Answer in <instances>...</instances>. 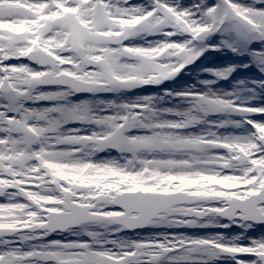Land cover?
Instances as JSON below:
<instances>
[{"label": "snow or ice", "instance_id": "obj_1", "mask_svg": "<svg viewBox=\"0 0 264 264\" xmlns=\"http://www.w3.org/2000/svg\"><path fill=\"white\" fill-rule=\"evenodd\" d=\"M260 3L0 0V264H264V234H248L264 224V106L210 88L99 98L158 86L208 48L260 43L264 71Z\"/></svg>", "mask_w": 264, "mask_h": 264}, {"label": "rangeland", "instance_id": "obj_2", "mask_svg": "<svg viewBox=\"0 0 264 264\" xmlns=\"http://www.w3.org/2000/svg\"><path fill=\"white\" fill-rule=\"evenodd\" d=\"M173 4L178 2L179 7L183 9L192 8L193 5L200 2V0H169ZM208 4H214L216 0H206ZM244 3H251V0H243ZM129 3L134 5H149V0H129ZM256 8H264V3L256 4ZM151 38V40L160 39L157 36H147L146 38ZM139 39V38H137ZM219 40V36L213 35L208 38L205 42L206 44H213ZM136 39L133 41L135 42ZM262 47L260 43L253 42L246 45L243 49L232 52L228 50L213 51L211 48L203 51L201 55L192 63L188 64L180 73H178L174 78L165 80L158 86H155V90L146 91V88H137L132 91H125L118 94H104L100 99L104 100H115V101H127L132 100L138 96H148V95H160L164 90H169L173 92H180L185 89L196 90V91H207L210 88L212 91L217 93H235L240 100H247L254 106H264V85L254 84V81H264V71H261L259 65L253 61L251 56V49H258ZM226 59L224 62L215 63V60ZM210 59V61H208ZM231 68L226 78L213 77V72L216 70L224 71ZM210 70H212L210 72ZM211 73V77L209 76ZM213 77V78H212ZM209 81L212 82L209 85H205L201 82ZM216 81V82H215ZM142 89V90H140ZM250 90H254L250 91ZM157 91V93H156ZM74 101L91 99L88 95L86 96H73ZM164 106H177L179 108L187 107L185 104H177L175 100L171 104H165ZM39 107V105H37ZM216 116H211V119H216ZM232 120L239 121L241 117L239 115H232ZM256 120H264V116H256ZM69 127H79L77 124L69 125ZM222 133L229 134H245L250 131L249 126L243 125L241 127H226L220 129ZM106 155L99 153V157H107L109 155L116 156L115 151L105 152ZM2 200V198H0ZM255 230L257 227L254 228ZM186 229H178L176 231H185ZM191 231V235H205L200 234L201 229H188ZM210 230V229H209ZM214 230V229H213ZM147 230L139 231V234H144ZM154 231H162L161 229H155ZM172 231V229H168ZM263 234V231L261 233ZM125 235L135 238L137 233H126ZM59 238V237H52Z\"/></svg>", "mask_w": 264, "mask_h": 264}, {"label": "flooded vegetation", "instance_id": "obj_3", "mask_svg": "<svg viewBox=\"0 0 264 264\" xmlns=\"http://www.w3.org/2000/svg\"><path fill=\"white\" fill-rule=\"evenodd\" d=\"M222 223H225V221H221ZM261 226H264V224H261V225H257V229H249V233L248 234H252V235H257L259 233H261V231H263V234H264V227H261ZM141 231V230H140ZM199 230L197 231H194V233L197 234ZM223 232L225 234V236H234L236 235L238 232H240V229L236 228V227H232V228H228V229H201L200 230V234L204 233V234H207V233H210V232ZM184 232H187L189 235H191V231H189L188 229H186ZM216 264H231V261L229 260H220V261H217Z\"/></svg>", "mask_w": 264, "mask_h": 264}, {"label": "bare ground", "instance_id": "obj_4", "mask_svg": "<svg viewBox=\"0 0 264 264\" xmlns=\"http://www.w3.org/2000/svg\"><path fill=\"white\" fill-rule=\"evenodd\" d=\"M170 3H172V2H170ZM157 37H159V36H157ZM160 39H161V37H159ZM147 40H149V41H152L151 40V38H146ZM134 43H143V41L142 40H140V39H136V41L134 42ZM208 61H210V59L208 60ZM216 62L215 63H219V62H224V61H226V59H224V58H222V59H220L219 61L218 60H215ZM212 70H210V72H211ZM216 71H221V70H216ZM212 73H213V71H212ZM207 77H211V73H210V75L209 76H207ZM213 77H216V76H213ZM212 77V78H213ZM216 82V81H215ZM143 88H146V91H152V90H155V86H145V87H143ZM140 90H142V89H140ZM156 93H157V91H156ZM209 119H211V116L209 117ZM101 154H104V155H106V153L105 152H101ZM261 227H264V226H261Z\"/></svg>", "mask_w": 264, "mask_h": 264}, {"label": "water", "instance_id": "obj_5", "mask_svg": "<svg viewBox=\"0 0 264 264\" xmlns=\"http://www.w3.org/2000/svg\"><path fill=\"white\" fill-rule=\"evenodd\" d=\"M84 95H88V94L86 93L77 94V96H84Z\"/></svg>", "mask_w": 264, "mask_h": 264}]
</instances>
